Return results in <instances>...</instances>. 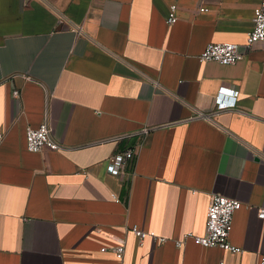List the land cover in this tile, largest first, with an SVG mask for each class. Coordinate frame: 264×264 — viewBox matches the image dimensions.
Wrapping results in <instances>:
<instances>
[{
  "label": "crops",
  "instance_id": "0c3cea01",
  "mask_svg": "<svg viewBox=\"0 0 264 264\" xmlns=\"http://www.w3.org/2000/svg\"><path fill=\"white\" fill-rule=\"evenodd\" d=\"M259 1L0 0V264H259L264 45L231 65L197 58L243 44ZM222 85L237 94L217 110ZM43 122L59 147L30 152L26 127ZM136 145L123 174L106 171ZM212 194L243 205L228 237L240 253L174 244L204 233Z\"/></svg>",
  "mask_w": 264,
  "mask_h": 264
},
{
  "label": "built area",
  "instance_id": "2783aa9c",
  "mask_svg": "<svg viewBox=\"0 0 264 264\" xmlns=\"http://www.w3.org/2000/svg\"><path fill=\"white\" fill-rule=\"evenodd\" d=\"M198 11L204 12L207 11V8L202 6L198 8ZM165 21L167 24H173L177 21L176 7L174 5L169 7ZM255 43H262L264 45V0H260L253 9V25L246 33L243 44L234 42H210L205 45L197 58L200 62L212 61L221 65H231L240 61ZM225 92L237 94V91L232 92L224 85L219 87L215 97L217 110L229 108L234 104V99L227 102L221 101V97ZM12 95L18 97L19 91L17 89L13 90ZM198 115L204 116L203 113H199ZM25 145L26 149L30 152H38L43 148L54 150L59 147L58 143L51 137V129L46 122L41 123L37 128L26 127ZM139 148L140 146L136 145L135 147L111 155L106 164V171L115 176L123 174L125 166L138 154ZM242 206V203L236 199H231L220 194L210 195L206 210L204 233L202 235L185 233L182 239L174 241L175 246L181 247L184 240L191 237L203 247H219L231 253H240L241 248L231 244L228 237L231 230L233 214ZM256 214L259 219H264V207L258 208ZM127 230H130L137 237L139 243H142L148 234L136 225L128 227ZM151 236L159 242L166 241L165 237H159L155 234H151ZM124 247V238H118L117 244L111 249L121 259L124 254ZM106 248L102 247L101 250H106ZM218 264L227 263L224 260H220ZM259 264H264V254L261 255Z\"/></svg>",
  "mask_w": 264,
  "mask_h": 264
}]
</instances>
